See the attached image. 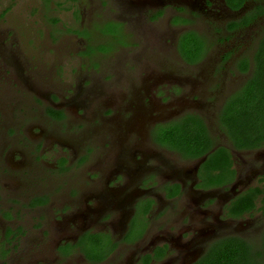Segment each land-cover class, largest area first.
<instances>
[{
    "label": "flooded vegetation",
    "instance_id": "obj_1",
    "mask_svg": "<svg viewBox=\"0 0 264 264\" xmlns=\"http://www.w3.org/2000/svg\"><path fill=\"white\" fill-rule=\"evenodd\" d=\"M90 1L92 27L74 33L109 41L79 54L94 67L117 48L143 56L127 65L119 55L105 67L110 74L81 72L38 98L41 81H30L24 57L8 49L7 36L0 39V264H204L224 240L264 264V220L253 221L256 206L236 208L251 191L264 192L252 186L264 180V143L237 149L220 126L225 102L251 77L264 30L247 42L241 34L264 14V0ZM78 2L70 10L75 21ZM212 51L218 72L200 81H241L226 96L212 99L206 83L197 94L184 93L174 76L131 94L142 79L138 63L170 56L195 73ZM244 62L246 71L239 68ZM37 120L60 135L65 128L72 143L29 140L24 131ZM193 121L205 126L209 152L190 158L175 143L159 141L172 125L178 133L197 132ZM90 124L106 130L96 134ZM219 148L229 154L227 171L206 163ZM163 224L170 243L157 231Z\"/></svg>",
    "mask_w": 264,
    "mask_h": 264
},
{
    "label": "rangeland",
    "instance_id": "obj_2",
    "mask_svg": "<svg viewBox=\"0 0 264 264\" xmlns=\"http://www.w3.org/2000/svg\"><path fill=\"white\" fill-rule=\"evenodd\" d=\"M90 2V0H79L78 6L81 16L80 19L75 21L74 16L70 11H62L54 6L51 7L52 11H44L40 6L39 0H0V39L7 36V39L9 40L8 49L11 48L13 51L20 53L24 57L25 62L29 66L28 73L30 81H41L39 89L36 92L38 98L40 95L50 93L51 89H53V84L58 85L63 81H73V79L81 72L86 73L88 71L87 74H94L96 77H101L103 74H110L105 72V67L111 65L112 62H115L119 55L121 59L123 58L127 60V65L132 62L130 61L131 59L133 60L141 55L139 52L131 50L130 47L124 49L117 48L116 51L113 52L114 55L110 56L109 54L107 57L99 58L103 63L95 66L97 71L94 73L95 67L92 65L93 61L82 56L79 52L86 46L93 47L106 44L107 41H109V38L107 37L109 35L106 34L107 36H104L97 33L95 42H91L87 37L83 36L84 34L76 35L74 33V31L76 32L78 29L84 30L92 27L93 21L91 20L90 14H92V12L90 7L95 2H91V4ZM100 10L99 13H103L106 8ZM51 17L58 18V23L52 24L50 21ZM102 24L104 23L102 22ZM109 26L110 24H106L103 25L102 28L108 31V29H111ZM113 29H117L116 25H113ZM263 30L264 14L254 21L252 25L242 29L241 35L244 37L243 41L247 42L249 38L256 39ZM128 41L130 46L140 45V42L136 41L135 38H128ZM120 44L127 45V43L122 40H120ZM216 54L217 53L214 51L209 53L206 56L205 62L196 69V74L193 73L190 68L185 67L180 60H176L175 57L171 60V57L169 56V58L161 61H155L154 58L150 57L147 61L138 63V66L141 69L139 70V78L142 79L138 82L137 86L132 88L131 94H143L145 92V84L146 86H149V84H152L157 80L166 81L171 76H174L179 77L181 84L184 85V93L197 94L202 90V85L206 83L208 91L212 94V99H215L217 95L221 97L226 96L234 87L237 88L241 81H200L201 78H211L214 73L217 74L218 66L216 64ZM113 56L115 59L112 60L111 58ZM166 62H168L169 65H164ZM171 64L176 68V70H174L175 73H173V69L170 70L172 67ZM107 77L111 78L112 75H108ZM74 82L75 81H73V83ZM246 82L247 81L242 84ZM30 83L31 85L35 84V82ZM242 86L237 88V91L234 94L239 92L240 89L243 88ZM225 91L227 92L225 93ZM58 92L63 94V92L65 93L67 90ZM110 92L115 91L110 89L108 90V93ZM217 92L219 94H216ZM68 97L70 99V96ZM69 113L72 118L73 113L76 115L73 108H69ZM80 123L82 124L81 121ZM72 125L77 131V125L73 123ZM90 126L93 127L91 131L96 134H100L106 130L104 125L97 127L90 124ZM64 129H62V135H60L53 128H47L44 123L42 124L37 120L36 122L29 123L24 134L29 140L34 141L39 139L65 148L72 143L73 139L71 137H65V135L69 133ZM222 130L224 129L222 128ZM82 131L86 134L85 130ZM57 146L55 150H57ZM173 146L176 147L175 145ZM235 159L237 160V162L235 161L236 167H239V156H235ZM258 166V163H256V168ZM252 186L255 188H264V180L257 181L253 183ZM197 196L198 195L196 194L195 198ZM259 200L256 201L255 206L257 210L253 214V221L263 222L261 218L264 220V197L261 198L260 201ZM160 227L161 228H158L157 231L158 233L162 232V241L165 242V240H167V242L170 243V238L166 236L165 233V224ZM153 234V232H149L148 239H151ZM131 236L134 235L131 233ZM172 243L175 244V240H173Z\"/></svg>",
    "mask_w": 264,
    "mask_h": 264
},
{
    "label": "trees",
    "instance_id": "obj_3",
    "mask_svg": "<svg viewBox=\"0 0 264 264\" xmlns=\"http://www.w3.org/2000/svg\"><path fill=\"white\" fill-rule=\"evenodd\" d=\"M39 1L44 11H52V6L62 11H70L75 8L74 3L77 0ZM74 15H77V11H74ZM50 21L52 24H56L59 19L51 17ZM246 64L247 62L242 63L239 67L240 70L246 71ZM220 122L223 131L230 137L233 146L237 149L259 148L264 143V36L253 59L250 79L239 92L227 100L220 114ZM187 123V126L190 125L189 121ZM192 123L196 128H199L197 132L180 131L178 133L172 125L161 131L159 141L175 143L178 147L175 148L180 149L179 147H182L183 149L180 151L190 158L199 157L209 152L212 141L205 126L200 121H193ZM206 163L210 164L211 168L215 164L222 171H227L229 154L224 148H219L209 155ZM262 193L264 194L259 189L251 191L241 198L236 208L238 210L253 209L255 198ZM251 255L252 252L248 251L245 246L235 241L232 243L231 240H224L220 242V247L204 264H260L253 257H250Z\"/></svg>",
    "mask_w": 264,
    "mask_h": 264
},
{
    "label": "water",
    "instance_id": "obj_4",
    "mask_svg": "<svg viewBox=\"0 0 264 264\" xmlns=\"http://www.w3.org/2000/svg\"><path fill=\"white\" fill-rule=\"evenodd\" d=\"M202 161H203V159H202Z\"/></svg>",
    "mask_w": 264,
    "mask_h": 264
}]
</instances>
